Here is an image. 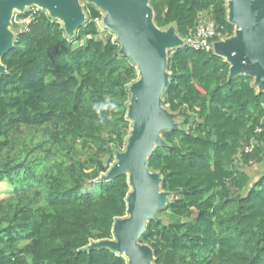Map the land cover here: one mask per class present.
Instances as JSON below:
<instances>
[{
  "label": "trees",
  "instance_id": "1",
  "mask_svg": "<svg viewBox=\"0 0 264 264\" xmlns=\"http://www.w3.org/2000/svg\"><path fill=\"white\" fill-rule=\"evenodd\" d=\"M148 4L153 23L182 38L203 13L217 27L213 40L234 33L226 0ZM85 13L72 38L42 9L19 14L28 21L0 58V182L13 188L0 198V264H126L87 246L110 239L126 215L127 175L99 177L125 144L137 70L111 36L96 38L100 11L88 4ZM166 71L163 107L179 122L161 131L146 163L170 199L139 241L152 264H264V172L250 183L239 166L263 160L264 89L186 45L168 52Z\"/></svg>",
  "mask_w": 264,
  "mask_h": 264
},
{
  "label": "water",
  "instance_id": "2",
  "mask_svg": "<svg viewBox=\"0 0 264 264\" xmlns=\"http://www.w3.org/2000/svg\"><path fill=\"white\" fill-rule=\"evenodd\" d=\"M107 10L106 22L122 41L119 52L130 58L140 79L129 86L130 103L126 117L134 120V127L125 152H117L118 161L107 170L105 180L126 174L133 190L126 197L125 216L115 219L112 233L116 241L102 239L99 246L116 253L124 251L126 264H152V249L139 242L149 219H156V211L165 204L159 188L157 172L149 171L146 160L151 151L164 144L159 133L176 127L174 114L162 107V94L169 84L166 71V49L183 45L174 27L163 31L153 23L149 0H90ZM37 2L48 7L50 16L64 20L68 33L83 22L84 14L78 0H0V58L12 46L6 27L14 7ZM228 19L234 23L235 36L214 42V53L230 64V75L247 74L254 78L259 90L264 89V0H233ZM5 71L0 62V73ZM161 190V191H160ZM162 192V193H159ZM92 248V247H91ZM125 258V257H124Z\"/></svg>",
  "mask_w": 264,
  "mask_h": 264
},
{
  "label": "rangeland",
  "instance_id": "3",
  "mask_svg": "<svg viewBox=\"0 0 264 264\" xmlns=\"http://www.w3.org/2000/svg\"><path fill=\"white\" fill-rule=\"evenodd\" d=\"M233 0H226L227 4L229 5V3H231ZM79 2V5L81 7V10L84 14V19H83V23L85 22L86 20V13H85V7L86 5L88 4H92L94 5L99 11H100V17L95 21V24L97 26V30H98V34L96 35V38L98 39H105L106 37L108 36H111L112 39L114 41H116L120 47H122V41L118 38L117 36V33L111 28V26L106 22V16H107V10L100 7L99 5H96L95 2L93 1H90V0H78ZM31 8H34V9H42L44 11H46L49 15L51 14V11L48 7H45V6H42L41 4L37 3V2H31L29 4H25L23 6V8H17V7H14L12 9V12H11V15H10V18H9V24L7 25L6 29L8 31V33L10 34V37L12 39V42L15 38V35H16V32H18L21 28H24V23L27 22V20H23L22 18L19 17V14H22L24 12H26L27 10L31 9ZM201 16H207L205 13H203V15ZM54 18H56L57 20H59L61 22L62 25H64V20L61 19L60 17L58 16H54ZM82 23V24H83ZM174 27V25H170L169 27ZM169 27L167 28H164L162 29L163 31H167L169 29ZM175 28V27H174ZM65 34L66 36H68L69 38H72L73 36H75L76 34V30L73 31L71 34L68 33L65 29ZM235 36V30H234V33L233 35L231 36H228V37H222L221 40H227L228 38L230 37H233ZM182 38V37H181ZM82 41H78L76 39L73 40V44L74 45H77L79 43H81ZM182 46V45H181ZM180 47V46H179ZM177 47H174V48H168L166 49V55L168 54L169 51L175 49ZM140 79V75L138 74L137 72V78L132 82V83H135L136 81H138ZM253 83H254V80H253ZM255 85V83H254ZM255 87L259 90L258 86L255 85ZM162 99V98H161ZM163 100V99H162ZM129 103H130V100H129ZM128 103V104H129ZM162 107H163V104H162ZM164 108V107H163ZM176 120V124H178L179 120L178 118L175 119ZM130 126L129 128L127 129V137H126V141H125V144L123 145L122 149L121 150H117V152H125L126 149H127V146H128V140L130 138V134L133 130V127H134V120L133 119H130ZM161 135V133H159ZM247 151L250 150V148H247L246 149ZM118 159L117 157L115 156V159H114V162H117ZM111 164V166L113 165ZM110 166V168H111ZM240 167H242L246 172L247 174L249 175L250 177V183H252L260 174H262L264 172V155H263V160L262 161H258V162H254V163H251V164H247V166H242V165H239ZM106 174L107 172L105 173H102L101 176L99 177V180H105L106 178ZM127 175H129V172H127ZM95 188V185L94 183H89L85 188L84 190L85 191H92L94 190ZM12 186L7 182V181H1L0 182V198H3V197H7L9 194L12 193ZM133 190V187L132 185H130V191ZM161 191V190H160ZM159 193H162V192H159ZM164 197H165V202L166 201H169L170 199V196L167 194V193H164ZM157 212V211H156ZM130 214L127 213L125 215V217H129ZM110 240L112 241H116V236L112 233V237L110 238ZM101 240H92L87 248H91V247H96V246H99L101 245L100 244ZM140 242V241H139ZM122 256L125 257L126 261H128V258L126 257L125 255V252L122 251L121 252ZM120 254V253H119Z\"/></svg>",
  "mask_w": 264,
  "mask_h": 264
},
{
  "label": "built area",
  "instance_id": "4",
  "mask_svg": "<svg viewBox=\"0 0 264 264\" xmlns=\"http://www.w3.org/2000/svg\"><path fill=\"white\" fill-rule=\"evenodd\" d=\"M203 15V14H201ZM199 16L194 30L183 39V45L195 50H204L214 52L215 36H218L217 27L209 16ZM28 21V20H27ZM220 38L219 40H221Z\"/></svg>",
  "mask_w": 264,
  "mask_h": 264
},
{
  "label": "clouds",
  "instance_id": "5",
  "mask_svg": "<svg viewBox=\"0 0 264 264\" xmlns=\"http://www.w3.org/2000/svg\"><path fill=\"white\" fill-rule=\"evenodd\" d=\"M113 107H115V105H113ZM97 111H99V110L97 109Z\"/></svg>",
  "mask_w": 264,
  "mask_h": 264
}]
</instances>
